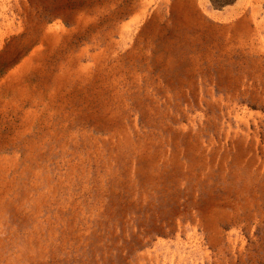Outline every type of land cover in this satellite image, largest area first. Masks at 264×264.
I'll list each match as a JSON object with an SVG mask.
<instances>
[{
  "label": "rangeland",
  "instance_id": "374dc122",
  "mask_svg": "<svg viewBox=\"0 0 264 264\" xmlns=\"http://www.w3.org/2000/svg\"><path fill=\"white\" fill-rule=\"evenodd\" d=\"M0 264H264V0H0Z\"/></svg>",
  "mask_w": 264,
  "mask_h": 264
}]
</instances>
